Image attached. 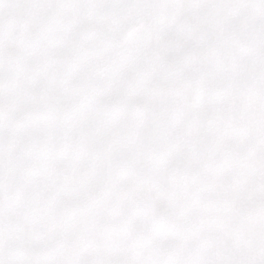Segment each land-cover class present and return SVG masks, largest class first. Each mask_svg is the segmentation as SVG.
I'll return each instance as SVG.
<instances>
[{
    "label": "snow or ice",
    "instance_id": "6c2138e0",
    "mask_svg": "<svg viewBox=\"0 0 264 264\" xmlns=\"http://www.w3.org/2000/svg\"><path fill=\"white\" fill-rule=\"evenodd\" d=\"M0 264H264V0H0Z\"/></svg>",
    "mask_w": 264,
    "mask_h": 264
}]
</instances>
